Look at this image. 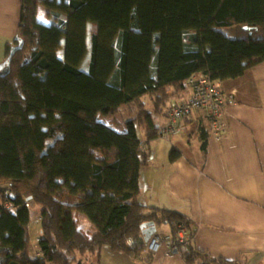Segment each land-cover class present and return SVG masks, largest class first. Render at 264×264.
<instances>
[{
	"label": "trees",
	"instance_id": "16d2710c",
	"mask_svg": "<svg viewBox=\"0 0 264 264\" xmlns=\"http://www.w3.org/2000/svg\"><path fill=\"white\" fill-rule=\"evenodd\" d=\"M200 1L21 0L23 48L0 72V264H101L104 247L140 255L146 222L169 227L187 264H243L198 248L188 216L140 200L163 112L191 80H237L264 62V0H208L205 16ZM122 110L124 131L102 121ZM180 156L174 147L170 161Z\"/></svg>",
	"mask_w": 264,
	"mask_h": 264
},
{
	"label": "crops",
	"instance_id": "0c3cea01",
	"mask_svg": "<svg viewBox=\"0 0 264 264\" xmlns=\"http://www.w3.org/2000/svg\"><path fill=\"white\" fill-rule=\"evenodd\" d=\"M21 12V0H0V64L6 60L7 44L16 41ZM223 87L237 100L224 111L225 132L214 137L207 123L205 148L198 120L179 124L175 132L154 141L151 151L159 141L167 149L143 169L141 196L143 185L146 205L188 216L196 230L195 244L212 256L264 264V62ZM165 121L163 114V127ZM174 147L181 156L171 162ZM166 228L163 234L170 235ZM148 256L152 264H187L167 245L158 254L134 256L104 247L101 264H149Z\"/></svg>",
	"mask_w": 264,
	"mask_h": 264
},
{
	"label": "built area",
	"instance_id": "2783aa9c",
	"mask_svg": "<svg viewBox=\"0 0 264 264\" xmlns=\"http://www.w3.org/2000/svg\"><path fill=\"white\" fill-rule=\"evenodd\" d=\"M236 103V95L227 91L222 82H211L206 76H197L191 80L189 97L177 101L165 113L164 136L175 132L179 124L200 120V111H203L208 115L211 133L218 137L226 128L224 111ZM188 235L186 228L181 225L177 238L179 244L189 242ZM173 243L174 238L171 235L157 233L147 243V251L150 255H155L166 245L171 251Z\"/></svg>",
	"mask_w": 264,
	"mask_h": 264
},
{
	"label": "rangeland",
	"instance_id": "374dc122",
	"mask_svg": "<svg viewBox=\"0 0 264 264\" xmlns=\"http://www.w3.org/2000/svg\"><path fill=\"white\" fill-rule=\"evenodd\" d=\"M200 5H201V10H202V16L206 15V10H207V6L206 4H208V0H201L200 1ZM39 8H42L41 11L38 13V20L40 22H43L44 24H49L50 23V19L48 18V16L46 15V9L43 8V7H39ZM63 51H60V55L62 56L63 55ZM86 62V61H85ZM147 101H149V99H145ZM124 109H127V108H124ZM169 110L168 109H165V111L163 112V114L165 115V113H167ZM127 118H130V113L127 111V110H122L121 113L119 115H117L116 117H113V118H108V117H104L102 119V121L108 125H110L111 127H113L116 131H124L125 129V123L124 121L126 122V119ZM166 123V121H165ZM192 123V122H190ZM139 136L143 139V132L141 131V129H139ZM194 145H197V141L194 140ZM167 149V145H166V142L165 141H159L155 144V146L152 148V154H151V157L153 156V158H155L157 155H159L160 153H164ZM153 150H154V154H153ZM150 163V161H149ZM146 167V166H145ZM144 167V168H145ZM143 168V169H144ZM143 171V170H142ZM142 201L144 202V204L146 203V201H149V197L146 196L145 194V190L143 188V185H142ZM141 200V199H140ZM141 201V202H142ZM37 209V206L35 207ZM81 222H82V226L84 227V229L86 231H90L91 230V226L90 224L88 223V221L84 220V219H81ZM36 225V224H35ZM35 227V226H33ZM37 227V231H39V228L38 226ZM166 227L168 226H161V228L158 230V232L160 234H163V232L167 229ZM169 228V227H168ZM37 231H34V228L31 232V239H32V248H31V255H36L37 253V250L35 249V247H37V239H38V233ZM180 232V231H179ZM178 232V233H179ZM188 243V241H187ZM146 251L144 250L143 253H145Z\"/></svg>",
	"mask_w": 264,
	"mask_h": 264
},
{
	"label": "water",
	"instance_id": "95a60500",
	"mask_svg": "<svg viewBox=\"0 0 264 264\" xmlns=\"http://www.w3.org/2000/svg\"><path fill=\"white\" fill-rule=\"evenodd\" d=\"M16 40L19 41V38L17 37ZM22 48H23V42L19 41V44L12 48L8 59H6L2 64H0V72H3L6 69L10 68L12 58L14 57L16 52L21 50ZM141 232H142L144 241L147 243L149 242V240L151 239L153 235L157 234L158 229L154 222H146L141 226ZM174 253H177V251H174Z\"/></svg>",
	"mask_w": 264,
	"mask_h": 264
},
{
	"label": "clouds",
	"instance_id": "9594fccd",
	"mask_svg": "<svg viewBox=\"0 0 264 264\" xmlns=\"http://www.w3.org/2000/svg\"><path fill=\"white\" fill-rule=\"evenodd\" d=\"M149 241H150V240H149ZM147 243H148V242H147ZM147 243H146V244H147ZM146 251H147V245H146ZM147 252H148V251H147Z\"/></svg>",
	"mask_w": 264,
	"mask_h": 264
}]
</instances>
